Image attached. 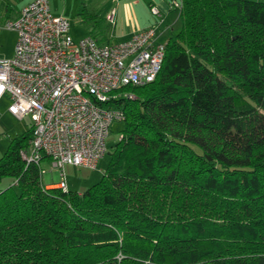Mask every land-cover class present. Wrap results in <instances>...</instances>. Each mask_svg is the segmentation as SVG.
<instances>
[{"label":"trees","instance_id":"16d2710c","mask_svg":"<svg viewBox=\"0 0 264 264\" xmlns=\"http://www.w3.org/2000/svg\"><path fill=\"white\" fill-rule=\"evenodd\" d=\"M179 18L155 79L110 102L98 182L46 187L19 154L31 126L10 140L0 264H264V1L181 0Z\"/></svg>","mask_w":264,"mask_h":264},{"label":"built area","instance_id":"2783aa9c","mask_svg":"<svg viewBox=\"0 0 264 264\" xmlns=\"http://www.w3.org/2000/svg\"><path fill=\"white\" fill-rule=\"evenodd\" d=\"M149 9L150 26L107 43L90 35L74 39L69 22L51 13L49 0H32L3 24L17 39L13 54L0 58V98H9L7 112L14 118L31 121L29 147L19 154L38 166L47 160L60 172L57 187L63 190L65 165L94 169L106 154L111 125L124 118L111 100L133 98L122 88L152 82L161 68L165 43L155 38L162 13ZM112 17L113 11L106 19Z\"/></svg>","mask_w":264,"mask_h":264},{"label":"rangeland","instance_id":"374dc122","mask_svg":"<svg viewBox=\"0 0 264 264\" xmlns=\"http://www.w3.org/2000/svg\"><path fill=\"white\" fill-rule=\"evenodd\" d=\"M264 1V0H258ZM97 0H49L50 11L55 16H61L69 22V33L74 39L80 38L82 33L88 27V17L90 10L96 5ZM6 4L0 1V58H7L11 55L12 47L15 46L17 38L14 30L7 29L3 26L5 22V13L7 11ZM16 7L12 8L13 12ZM13 18V17H11ZM10 18V19H11ZM133 94V93H132ZM133 98L136 97L133 94ZM8 100L5 95L0 99V157L6 151L10 140L18 135L23 134L28 129L30 121L29 116L23 120L15 119L7 114ZM123 127L121 121H114L111 125V130L107 138V146L110 148L118 139L119 131ZM108 162V156L103 157L95 169L78 166H66L63 170L64 179L73 191L82 192L85 189L98 182L102 171L105 169ZM42 167V182L48 184L51 182H59L62 179L60 172L57 169H52L46 162L41 163ZM12 183L10 177H5L0 180V190L6 188Z\"/></svg>","mask_w":264,"mask_h":264},{"label":"crops","instance_id":"0c3cea01","mask_svg":"<svg viewBox=\"0 0 264 264\" xmlns=\"http://www.w3.org/2000/svg\"><path fill=\"white\" fill-rule=\"evenodd\" d=\"M0 1L4 2L7 5V11L4 17V19L6 20L10 19L11 17L14 18L18 14L20 9L32 0ZM174 1L175 0H97L96 5L91 8L89 13V21L87 24L88 27L80 37L90 35L94 37L95 40L99 43L125 40L134 31L145 29L153 23L154 18L151 15L149 9L150 6L153 5L157 7L162 13V20L156 26L155 39L156 42L165 43L168 38L174 36L180 29L179 9L173 6ZM14 6L16 7V9L13 12L12 8ZM112 11V21H108L106 19V16ZM13 52L14 46L12 47V50L10 52L11 55L13 54ZM4 97L5 95H3L0 99ZM7 100L9 105L10 101L8 97ZM7 114L10 115L8 112ZM30 124L31 123L29 122L28 127L30 126ZM44 161L48 163L47 160ZM99 161L97 162V165ZM66 166L72 165H65L64 168ZM57 183L58 182H51L45 185L46 187H53L56 186ZM66 185L67 189H70L67 182Z\"/></svg>","mask_w":264,"mask_h":264}]
</instances>
